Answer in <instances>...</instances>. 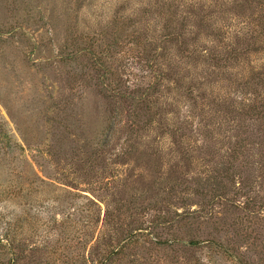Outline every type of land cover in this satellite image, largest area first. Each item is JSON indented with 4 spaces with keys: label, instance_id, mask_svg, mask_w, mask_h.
<instances>
[{
    "label": "rangeland",
    "instance_id": "rangeland-1",
    "mask_svg": "<svg viewBox=\"0 0 264 264\" xmlns=\"http://www.w3.org/2000/svg\"><path fill=\"white\" fill-rule=\"evenodd\" d=\"M255 1L0 0V264L13 212L29 216L10 233L24 249L18 264H60L50 250L86 256L101 224L45 235L33 217L43 205L58 210L53 228L73 220L82 197L47 205L36 192L54 182L89 195L94 180L96 190L114 184L125 205L160 202L142 220L169 216L154 234L180 241L148 249L143 237L145 250L112 264H264V81L249 74L264 71V1ZM181 31L184 43L171 41ZM88 51L116 72L113 86L142 90L161 73L150 114L134 118L129 101L100 92ZM132 206L123 221L137 219ZM190 239L201 241L194 250Z\"/></svg>",
    "mask_w": 264,
    "mask_h": 264
},
{
    "label": "trees",
    "instance_id": "trees-1",
    "mask_svg": "<svg viewBox=\"0 0 264 264\" xmlns=\"http://www.w3.org/2000/svg\"><path fill=\"white\" fill-rule=\"evenodd\" d=\"M264 0H256V3H261ZM264 4V2H263ZM191 6V5H190ZM193 13V12H191ZM171 37V41L175 42L177 41L178 44L182 45L184 34L181 32L173 33L168 35ZM264 51V50H263ZM81 54V53H80ZM85 55H88V57L93 61L92 66V73L96 80L99 82V89L100 92H108L110 93V96H112L114 99H122L127 100L130 103V106H132V113H134V118L139 119L140 115H144L145 112L150 114V109L153 107L152 104L155 102V96L157 92L159 91L158 81L161 77V73L157 72V74L154 76L153 84L148 85L147 87L141 89L135 88V89H127L126 86L117 85L113 86L112 79L115 78L116 72L109 69L108 66L105 67L104 65H101L96 59L97 56L94 52H85ZM234 55V54H233ZM82 56V54H81ZM249 69H247L248 71ZM249 74H251L253 77H257L259 80L264 81V71L259 72L257 71H251ZM113 86V88H111ZM103 94V93H102ZM119 98V99H118ZM120 101V100H119ZM262 108V106H261ZM252 116L256 112L254 108L251 107L250 109ZM262 114L264 113V107L260 110ZM258 112L257 115H260L261 112ZM132 122V121H131ZM108 143V139L105 141L104 145ZM235 153L232 152L230 155L231 157H235ZM175 172V170H173ZM130 176H134L133 173L130 174ZM37 178V175H36ZM162 177H160L161 179ZM38 181H40L41 184H44V181L37 178ZM95 182L97 180H94V182H88L87 183V191H81L85 193H89V195H84L83 193H80V191L70 192L69 189L66 188H60L57 187L54 182L46 183L45 185L48 186L47 189H43L42 191L36 192L39 196V202L40 204L42 202H45L48 205V202L51 201V199L54 197L55 201L57 203H61L62 201H66L67 199H71L74 197L76 199L77 197H82L83 199L80 200L79 204L73 208V210L76 212L74 215V219L70 220V217L67 216L64 223H61L59 227H54V224L56 222L55 216L53 217L52 222L49 224V219L51 218V215L55 213V215L58 214V210H55L54 212H50L49 206L43 207V205H40V207L43 209V211H37L36 215L33 217L36 222L37 230L39 229H46L44 231V234L47 235V231L53 229L57 235H60L64 233L65 227L70 228L71 230L78 227H82L83 225H89L93 227H98L101 224L100 230H99V237L97 236L96 240L97 243L94 247H91L87 253L86 256L79 254L75 248L68 247L64 244L60 245L62 247H68L71 248V252L65 254H61L60 259L55 257V254H57V251L50 250L51 253L47 255L48 262H59L60 264H73V262L78 261L82 262V264H112L114 259L120 258V255L123 251H135L136 249L145 250V245L143 237L149 236L150 239H153L154 242H146L148 246V249L156 248L157 246L163 247L167 245L177 244L180 241L173 240V242H169L167 240H159L158 236L154 234V232L157 230V228H161L163 225L167 224L169 225V219H167L169 216L163 215V214H154L153 218L150 219V221L146 222L142 220L143 216H140L141 214H147L151 207L154 208L155 204L157 205L160 202H148V208L145 206L144 208L139 207L134 203L133 205L139 207V210L132 206L131 202L127 205L123 204V201L119 196L118 190H116V186L112 183H106L103 186H100L98 190L93 189ZM133 183L136 182V179L132 181ZM98 183V182H97ZM132 184V189L135 191V186ZM183 183L174 182V185L171 186L170 191H168L170 197L173 195V199L175 198L174 193L182 189ZM32 187V184H31ZM126 188V179H124L123 185L121 186L120 191L125 192ZM102 191L101 195L96 194L98 191ZM80 193V194H79ZM72 196V197H71ZM29 197V195H28ZM26 199H28L26 197ZM48 201V202H47ZM158 201V200H156ZM82 203V204H81ZM101 205H103V209L101 208ZM130 206L133 207L135 212L138 216H140L137 219L130 218L127 222L123 221L121 214L122 210H130ZM62 207V206H59ZM70 207V206H68ZM67 206H64L61 208V215H66L67 209H69ZM60 209V208H59ZM166 210V209H165ZM131 211V210H130ZM161 212V211H160ZM44 213V214H43ZM102 213V217H101ZM132 213V212H131ZM2 215V214H1ZM29 215V214H26ZM31 215V214H30ZM133 215V213H132ZM9 218L8 215L3 214V217L8 219L6 220V225H8L7 228H5L4 231V239L6 243L8 244V251L10 253V258H8L6 264H18V261H22L24 259L23 252L21 249L23 247H19L18 245H14L15 240L10 235V233L15 229H17L19 226H21V221L25 222L24 220H28L29 216L26 219L20 218V215L16 216V213L13 212V214L10 215ZM47 218L48 224H45V219ZM67 222V223H66ZM40 226V227H39ZM33 227V224L30 226V228ZM64 230V231H62ZM37 232L35 233V235ZM77 236H80L79 233H76ZM69 235L65 236L68 238ZM64 237V236H63ZM2 238V237H1ZM46 239L42 238L41 243L44 242ZM63 243H66L67 240ZM201 241L190 239L186 243V249L187 250H194L197 245L200 244ZM1 243V239H0ZM151 247V248H149ZM21 248V249H20ZM24 250V249H23ZM33 250H40V248H34ZM54 258V261H53ZM66 258V259H65ZM62 259V260H61Z\"/></svg>",
    "mask_w": 264,
    "mask_h": 264
}]
</instances>
